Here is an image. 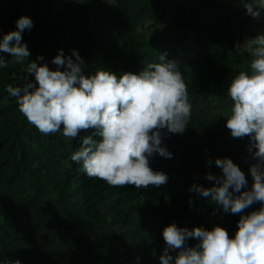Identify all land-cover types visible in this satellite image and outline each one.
I'll list each match as a JSON object with an SVG mask.
<instances>
[{
  "label": "trees",
  "instance_id": "trees-1",
  "mask_svg": "<svg viewBox=\"0 0 264 264\" xmlns=\"http://www.w3.org/2000/svg\"><path fill=\"white\" fill-rule=\"evenodd\" d=\"M79 2L0 0V37L16 27L18 16L27 14L33 26L22 32V40L29 59L41 54L51 61L60 48L69 55L76 49L86 74L101 68L117 75L138 73L163 53L179 62L187 84L192 104L188 126L183 133L164 136L162 143L173 153L170 158L157 153L150 157L153 169L168 174L166 183L137 189L88 177L70 154L79 147L80 137L94 129H82L74 138L62 130L41 133L5 87L26 79L36 83L34 76L24 77L27 59L16 63L9 53L0 52L8 58L7 67L0 69V260L132 264L139 255L142 264H159L165 244L162 228L172 221L189 228L220 224L232 236L240 213L225 212L189 186L193 174L204 172L206 158L217 154L230 135L225 125L232 104L228 84L249 63L243 48L235 47L240 43L235 33L220 30V15L207 10L202 0H182V9L170 14H155L150 8L140 13L102 0H95L84 14L71 11ZM247 143L227 156L245 172L250 187ZM259 207L255 202L243 211ZM195 242L188 240L189 245Z\"/></svg>",
  "mask_w": 264,
  "mask_h": 264
},
{
  "label": "clouds",
  "instance_id": "clouds-1",
  "mask_svg": "<svg viewBox=\"0 0 264 264\" xmlns=\"http://www.w3.org/2000/svg\"><path fill=\"white\" fill-rule=\"evenodd\" d=\"M239 4L253 18L264 16V0H239ZM15 24L0 37V52L9 53L16 63L24 64L27 59L24 77L35 78V84L26 79L23 84L5 86L26 119L41 133L62 130L70 138L82 129H94L80 137L79 147L70 154L88 177L114 186L132 184L137 189L166 183L168 174L153 169L149 161L153 153L170 158L173 153L162 143L164 136L183 133L188 126L192 104L179 62L162 53L158 62L146 63L138 73L117 75L101 68L86 74L78 50L72 49L69 55L60 48L51 58L56 67L50 68L41 54L29 59L22 32L32 28L31 17L21 14ZM235 47L244 49L249 64L228 84L232 104L225 125L232 137L248 138L251 186L245 172L225 155L206 158V165L214 162L221 169L220 175L198 171L213 182L210 186L191 178L189 187L225 212L240 213L237 229L229 236L220 224L189 228L169 222L162 228L165 244L159 264H264V31ZM7 65L8 58L0 55V69ZM255 202L260 207L245 214L243 210ZM189 238L196 242L189 245ZM0 264L9 262L0 260ZM132 264H142L139 255Z\"/></svg>",
  "mask_w": 264,
  "mask_h": 264
},
{
  "label": "crops",
  "instance_id": "crops-1",
  "mask_svg": "<svg viewBox=\"0 0 264 264\" xmlns=\"http://www.w3.org/2000/svg\"><path fill=\"white\" fill-rule=\"evenodd\" d=\"M69 1V0H68ZM70 1H78V0H70ZM79 8L86 9V11L91 10L93 8V4L95 0H79ZM182 0H102L103 4L110 3H118L128 6L129 8L135 9L140 13L146 12V8H150L154 11L155 14H170L174 11L182 9ZM202 5L212 12H216L220 17L217 19V26L220 30L233 31L235 33V38L242 43L246 38L250 37L246 33V30H256V18H253L246 14L245 9L239 4V0H202ZM79 10V12H80ZM82 12V11H81ZM80 12V13H81ZM82 14V13H81ZM251 18V19H250ZM253 18V19H252ZM263 18L262 16L260 19ZM258 20V19H257ZM246 24L247 29L240 30L242 26ZM221 25V27H220ZM244 31V36H242V32ZM250 32V31H249ZM232 36L231 33H228ZM243 55L246 60H249L247 53L243 49ZM249 63H247L248 66ZM247 136L243 138H234L231 135L227 137V140L222 145V149H220L219 156H221L223 150H229V152H240L242 146L247 142ZM239 141V142H238ZM241 142V143H240ZM238 144L235 145V144ZM231 147V149H230ZM233 150V151H232ZM215 154L212 156L213 158L218 156ZM205 164V163H204Z\"/></svg>",
  "mask_w": 264,
  "mask_h": 264
},
{
  "label": "rangeland",
  "instance_id": "rangeland-1",
  "mask_svg": "<svg viewBox=\"0 0 264 264\" xmlns=\"http://www.w3.org/2000/svg\"><path fill=\"white\" fill-rule=\"evenodd\" d=\"M79 10H80V8H79ZM82 11V12H81ZM80 12L82 13V14H84L85 12H86V9H81L80 10ZM253 19V18H252ZM246 25V24H245ZM220 27H221V25H220ZM255 28H256V30H249V29H247V27L245 28V29H247L246 30V33L248 34V36L250 35V36H253V35H255L258 31H264V22H263V18L262 19H258L257 20V18H256V25H255ZM250 31V32H249ZM25 36V35H24ZM25 38H28V37H26L25 36ZM0 132H1V129H0ZM239 142V141H238ZM241 143V142H240ZM238 144L239 143H237V144H235V145H237L238 146ZM239 146H240V144H239ZM230 149H231V147H230ZM233 151V150H232ZM222 153L223 154H221V157H223V156H227V154L229 153V150H223L222 151ZM217 155H218V153H217ZM219 156V155H218ZM213 158V157H212ZM218 166H216L215 165V163L213 162L211 165H206V169L204 170L205 172L206 171H211V172H213L214 174H217V172H218ZM211 183H213L212 181H210V185H211Z\"/></svg>",
  "mask_w": 264,
  "mask_h": 264
},
{
  "label": "built area",
  "instance_id": "built-area-1",
  "mask_svg": "<svg viewBox=\"0 0 264 264\" xmlns=\"http://www.w3.org/2000/svg\"><path fill=\"white\" fill-rule=\"evenodd\" d=\"M242 36H243V38L245 37V36H244V32H242ZM45 62L48 63V66H49L50 68H53V67H54L53 63H51V61H50L49 59H46ZM194 181L197 182V183H202V184H204L205 186H206V184H207V180H206L205 176H204L203 174L199 173V172H197V173H195V174L193 175V177H192V182H194Z\"/></svg>",
  "mask_w": 264,
  "mask_h": 264
},
{
  "label": "bare ground",
  "instance_id": "bare-ground-1",
  "mask_svg": "<svg viewBox=\"0 0 264 264\" xmlns=\"http://www.w3.org/2000/svg\"><path fill=\"white\" fill-rule=\"evenodd\" d=\"M55 67H56V65H55ZM55 67H54V68H55Z\"/></svg>",
  "mask_w": 264,
  "mask_h": 264
}]
</instances>
